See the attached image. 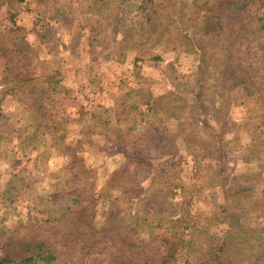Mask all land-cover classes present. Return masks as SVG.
I'll list each match as a JSON object with an SVG mask.
<instances>
[{
	"label": "clouds",
	"instance_id": "1",
	"mask_svg": "<svg viewBox=\"0 0 264 264\" xmlns=\"http://www.w3.org/2000/svg\"><path fill=\"white\" fill-rule=\"evenodd\" d=\"M209 16L195 0H0V258L5 244L39 243L60 264H205L264 232V0H240L222 30ZM129 30L146 47L97 57L95 39L120 43ZM118 132L141 149L172 137L174 151L148 161L179 162L172 183L136 175L131 152L113 151ZM157 191L161 212L147 207Z\"/></svg>",
	"mask_w": 264,
	"mask_h": 264
},
{
	"label": "rangeland",
	"instance_id": "2",
	"mask_svg": "<svg viewBox=\"0 0 264 264\" xmlns=\"http://www.w3.org/2000/svg\"><path fill=\"white\" fill-rule=\"evenodd\" d=\"M195 5L198 9H208L210 12V16L208 17V22L215 23V26L218 30H222V23L228 18L230 15L233 13L229 9H225L224 7L219 6V0H197L195 2ZM13 23L15 22V15L12 17ZM66 22L71 25L72 20L65 18ZM219 22V23H218ZM89 23H91V20H89ZM124 25V21L120 18L117 17V27L115 31H119L120 28ZM84 25H81V31L76 35L74 38V49L79 46L80 40L83 37V31L82 28ZM54 31L55 30H50L49 35L54 36ZM95 44L102 47L103 51L97 53V57H103L105 61L116 59L117 57L123 58L125 50L129 46H139L141 48L146 47L147 42H142L140 44H134L133 39H132V33L131 31H127L125 33V40L123 42L117 43L115 42V37H105L103 39H95ZM93 51L95 52V48H93ZM4 55L7 58L9 56V52L6 48L4 49ZM139 59V58H138ZM58 82H54L50 87L52 88L53 91H55L56 84ZM47 93V90L44 92L40 93L36 97V102L39 105V108L43 114L44 109L46 107L44 97ZM136 97L139 98V102L143 103H152V96L150 92H145L143 89L135 94ZM133 98V94L129 93L126 95L124 101H123V111L118 113V118L123 117L126 112H128L129 107L128 105V100ZM50 99V98H49ZM67 101H65L66 103ZM156 106L158 107V103L156 102ZM131 107H135V104H132ZM195 110V109H193ZM5 121L7 118H4ZM56 127H59V125H56ZM10 131H21V134L23 130H17L15 128H12L9 126ZM159 132V129H157ZM67 133L65 134L64 139H66ZM117 147L113 149V151L120 150V151H126V152H131V155L129 156V165L136 163L137 164V172L136 175H140L147 171L149 175H151L152 171H156L157 176H163L165 178V183L166 184H171L173 178L176 175V170L179 169V162L172 160L169 161L168 166H161L159 169H155L151 164L148 163L150 159H158L160 154H161V139L165 137L164 134H160L158 137H151L148 146L146 148H139L137 144L135 143H125V137L121 135L119 132L117 133ZM170 137V136H168ZM82 143V141H81ZM154 145V148H153ZM172 146V145H171ZM170 147V146H169ZM170 151H174V148H169ZM140 151V152H137ZM135 156L137 159L142 161L141 163H137L134 159L131 157ZM136 159V160H137ZM183 159V158H181ZM221 161H226L228 159V155L226 153L221 154L220 156ZM74 160V158H73ZM134 160V161H133ZM75 161V160H74ZM20 163V161H17V164ZM78 162L74 163L72 166L73 168L76 167ZM145 165H147V168H145ZM225 167H221V172L225 171ZM125 171L128 173V167L125 168ZM144 178H147L145 176ZM224 183H227V178H224ZM131 193L139 195V192L136 191L135 188H132L129 190ZM140 192H143V189L139 190ZM154 198L156 199V203L158 206L159 212L164 211V206L168 204L167 197L162 191H157L154 193ZM188 203H191V201H188ZM169 207L175 208L174 205H169ZM162 226V225H160ZM153 239H156V236L153 235ZM230 247L226 250V255H227V261L228 258L232 260L231 263L225 262L224 259H219L222 264H237L236 260L233 259V257H243L244 259L247 260L248 264H264V232H261L259 234L257 233H252V234H240L237 237L233 239V241L229 244ZM3 250L5 251L6 255L4 257H15L16 255H20L21 251L19 249L14 248L10 249L7 244L3 246ZM256 253V254H255ZM254 257V258H252ZM260 257V258H258ZM3 258V257H2ZM53 264H60V258L58 256V259L53 263ZM96 264H104L103 261H97ZM241 264H243V261H241Z\"/></svg>",
	"mask_w": 264,
	"mask_h": 264
},
{
	"label": "trees",
	"instance_id": "3",
	"mask_svg": "<svg viewBox=\"0 0 264 264\" xmlns=\"http://www.w3.org/2000/svg\"><path fill=\"white\" fill-rule=\"evenodd\" d=\"M195 2H197V0H195ZM239 2L240 0H219V6L220 7H224L225 9H229L231 10V12L234 14L239 7ZM158 103V102H157ZM63 137L61 138V142L63 141ZM161 153L165 152V151H170L169 148H174L173 146V138L172 137H168L165 136L163 139H161ZM172 145V146H171ZM67 152L71 153L74 160H73V164L78 162L77 158L75 157V150L71 148V146H67L65 149ZM140 152V151H137ZM132 159H134L137 163H141L142 161H140L139 159H137V157L132 156ZM137 159V160H136ZM133 160V161H134ZM126 168V167H125ZM125 168L123 170L122 173H120V177L121 178H127L128 173L125 171ZM156 199L154 198V194L152 196V198L149 200L147 207L150 209L155 210L156 212H159V208L157 206L156 203ZM76 203V202H73ZM72 209H65V213L67 214L69 211H71ZM88 213V209L85 208L83 210V215L86 216ZM160 226V225H159ZM114 230H119L120 227V221L117 220L115 217H113V224L111 226ZM129 243H131V240H129ZM135 245H133L134 247ZM230 247L229 244H226L223 248L220 249V252L224 254V256L227 257L226 255V250ZM17 249H19V251H21L20 255H16L15 257H3L0 258V264H53L57 259H58V253L50 248L45 247V245L43 244H23L21 246H19ZM27 253H31L30 255H28ZM256 254V253H255ZM254 258V257H252ZM260 258V257H258ZM221 259V255H214V258H210L208 261H205V264H222V262H220ZM225 262L227 263H231L232 260L228 258L224 259Z\"/></svg>",
	"mask_w": 264,
	"mask_h": 264
}]
</instances>
